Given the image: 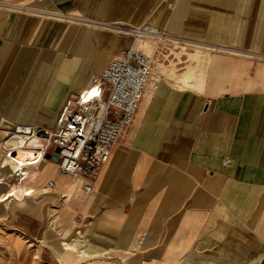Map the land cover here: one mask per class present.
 <instances>
[{
	"label": "crops",
	"instance_id": "0c3cea01",
	"mask_svg": "<svg viewBox=\"0 0 264 264\" xmlns=\"http://www.w3.org/2000/svg\"><path fill=\"white\" fill-rule=\"evenodd\" d=\"M144 23L193 71L145 94L93 196L52 157L0 189V264H264V0H0V125L55 130Z\"/></svg>",
	"mask_w": 264,
	"mask_h": 264
},
{
	"label": "built area",
	"instance_id": "2783aa9c",
	"mask_svg": "<svg viewBox=\"0 0 264 264\" xmlns=\"http://www.w3.org/2000/svg\"><path fill=\"white\" fill-rule=\"evenodd\" d=\"M130 36L132 42L120 50L107 64L98 77L65 103L53 131L27 125H0L6 130L5 142L0 153L17 158L33 146L34 140H43L42 151L27 165H20L11 173L0 170V187L3 192L14 194L16 187L28 177L27 167L37 164L48 154L57 153V171L60 175L80 178L84 181L83 191L94 195V183L102 167L108 162L110 151L124 130L130 127L146 93H155L164 74L152 59L138 49L145 40L163 38L160 29L153 24H140L121 31ZM9 141V143H7ZM2 155V156H5ZM0 156V158L2 157ZM53 181L48 182L52 188ZM78 215L74 221L78 222Z\"/></svg>",
	"mask_w": 264,
	"mask_h": 264
},
{
	"label": "rangeland",
	"instance_id": "374dc122",
	"mask_svg": "<svg viewBox=\"0 0 264 264\" xmlns=\"http://www.w3.org/2000/svg\"><path fill=\"white\" fill-rule=\"evenodd\" d=\"M163 46H164V44L161 43L160 41L156 45L153 40H145V41L141 42L138 49L141 50L144 54L148 55L149 57H152L154 65L160 71H162V73L164 75H167V77H169V78H173L174 80H178V78H179L178 76L180 74L182 75L183 73H185L186 69H191L193 71L194 68L192 65H193L194 61H192L191 56H193L194 53L193 52L191 53L192 48L187 47V48H185L186 50H184V49L181 50V48L171 49L170 50V53L172 55L171 57L174 56L177 59L173 63V62H170L169 59L166 57V53L169 51L166 52L164 50ZM154 48H158V53L156 56L153 57L152 56V50ZM188 53H190L189 57L187 55H185ZM182 55H185V56H182ZM182 58H184V59L182 60ZM180 64H182V65L180 66ZM186 64L190 65V66H187L188 67L187 68V67H185ZM189 73L192 74V72H188L187 74H189ZM2 155H5V154H3V152H2V153H0V156H2Z\"/></svg>",
	"mask_w": 264,
	"mask_h": 264
},
{
	"label": "bare ground",
	"instance_id": "6f19581e",
	"mask_svg": "<svg viewBox=\"0 0 264 264\" xmlns=\"http://www.w3.org/2000/svg\"><path fill=\"white\" fill-rule=\"evenodd\" d=\"M160 39H162V38H160ZM182 48H181V50H182ZM184 50H186V49H184ZM194 56H195L194 54H193V56H191L192 60L194 59ZM191 76L193 77V75L191 73L187 74L185 76V78L183 79V83H185V80L188 79ZM188 86H189V84H188ZM4 136H5V134L0 131V141H2L0 143V146H2L3 143L5 142V140H3ZM7 143H9V141ZM13 155L16 156L17 158L8 157L6 160L1 161L2 163L0 164V170L2 172L11 173L12 170H15V168L17 167V164H16V162H14V160H16L18 163H20V165H27V164H30L28 161L34 157V154H27V155L24 154V150L21 151V153L15 152ZM12 159H14V160H12ZM0 189L3 190V187H0ZM11 195H13V194H8L7 196H11Z\"/></svg>",
	"mask_w": 264,
	"mask_h": 264
},
{
	"label": "water",
	"instance_id": "95a60500",
	"mask_svg": "<svg viewBox=\"0 0 264 264\" xmlns=\"http://www.w3.org/2000/svg\"><path fill=\"white\" fill-rule=\"evenodd\" d=\"M58 152H59V149L57 148L55 154H53L52 156H50V155H46L45 157H46V158H50V157H52L53 160L57 161V153H58Z\"/></svg>",
	"mask_w": 264,
	"mask_h": 264
}]
</instances>
